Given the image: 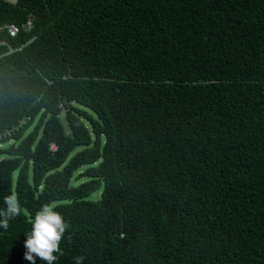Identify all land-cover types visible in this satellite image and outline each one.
Returning <instances> with one entry per match:
<instances>
[{"label": "trees", "instance_id": "trees-1", "mask_svg": "<svg viewBox=\"0 0 264 264\" xmlns=\"http://www.w3.org/2000/svg\"><path fill=\"white\" fill-rule=\"evenodd\" d=\"M0 27V264L51 203L55 264H264V0H0Z\"/></svg>", "mask_w": 264, "mask_h": 264}, {"label": "clouds", "instance_id": "clouds-1", "mask_svg": "<svg viewBox=\"0 0 264 264\" xmlns=\"http://www.w3.org/2000/svg\"><path fill=\"white\" fill-rule=\"evenodd\" d=\"M4 204L5 207L0 209V228L7 229L9 222L21 215V206L15 194L5 197ZM69 227L54 205L44 204L35 213L30 232L25 234L24 259L31 264H36L37 258L43 264H55L58 260L57 253H61L60 244ZM83 260L84 257L77 256L74 258V264H83Z\"/></svg>", "mask_w": 264, "mask_h": 264}, {"label": "built area", "instance_id": "built-area-1", "mask_svg": "<svg viewBox=\"0 0 264 264\" xmlns=\"http://www.w3.org/2000/svg\"><path fill=\"white\" fill-rule=\"evenodd\" d=\"M8 1L15 2L16 0H8ZM31 26H32V19L31 18H29L26 22L22 23L21 26H18V25L13 24V23H9L6 25L7 32L10 36H14L15 34H17L19 32L20 28L27 30V29H30Z\"/></svg>", "mask_w": 264, "mask_h": 264}, {"label": "rangeland", "instance_id": "rangeland-1", "mask_svg": "<svg viewBox=\"0 0 264 264\" xmlns=\"http://www.w3.org/2000/svg\"><path fill=\"white\" fill-rule=\"evenodd\" d=\"M6 143H1V146H4ZM83 168L80 169V171H82ZM79 173V171L77 170V172L74 173L73 177L71 178V184L75 185L77 183H79L80 181L86 180L87 177H81V178H75L76 175ZM100 197V189H97L96 191L92 192L91 194L88 195L89 199H93V200H97ZM52 205L54 203H51Z\"/></svg>", "mask_w": 264, "mask_h": 264}]
</instances>
